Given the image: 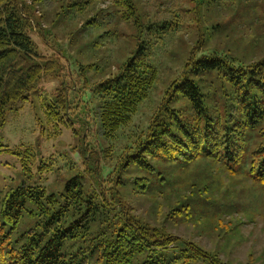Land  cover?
Returning a JSON list of instances; mask_svg holds the SVG:
<instances>
[{
    "label": "trees",
    "instance_id": "trees-1",
    "mask_svg": "<svg viewBox=\"0 0 264 264\" xmlns=\"http://www.w3.org/2000/svg\"><path fill=\"white\" fill-rule=\"evenodd\" d=\"M63 1L0 0V126L13 104L28 100L45 74L57 72L55 59L39 52L32 35H45L36 8L58 3L62 8ZM111 6L117 19L136 27L137 45L115 74L94 87L100 95L95 111L100 134L107 141L117 138L149 98L159 78L152 59L181 20L176 15V21L154 22L137 0H111ZM95 20L93 16L84 26ZM253 46L238 53H205L202 42L195 44L149 126L124 148L109 181L98 162L88 159L92 181L76 172L61 192L23 184L0 198V264H222L137 213L134 202L126 200L127 191L161 197L167 217H180L175 211L181 213L176 204L183 193L168 190L174 184L169 172L203 154L226 163L245 159L248 133L264 121V47L258 52ZM52 101L45 109L47 118L65 123L69 102L64 85ZM259 131L264 137V129ZM3 150L11 151L7 146ZM248 161L250 177L264 182V141L251 150ZM126 171L135 174L126 176ZM205 254L209 259H203Z\"/></svg>",
    "mask_w": 264,
    "mask_h": 264
},
{
    "label": "rangeland",
    "instance_id": "rangeland-1",
    "mask_svg": "<svg viewBox=\"0 0 264 264\" xmlns=\"http://www.w3.org/2000/svg\"><path fill=\"white\" fill-rule=\"evenodd\" d=\"M83 1L64 0L62 8L61 3L50 9L36 8L45 35L32 36L39 52L55 59L57 72L45 74L28 100L13 104L0 126V144L11 149H0V198L23 184L61 192L76 172L92 181L88 159L98 162L99 172L109 181L124 148L149 126L165 90L181 74L195 44L202 42L205 53L234 49L238 53L251 44L256 51L264 47V0H137L154 22L176 21V15L181 20L168 33L164 49L152 59L159 78L149 98L117 138L107 141L100 134L95 113L100 95L94 87L115 74L130 56L137 45V29L110 13L111 0ZM93 16L95 22L84 26ZM63 85L69 102L65 123L50 122L45 109ZM259 129H264V121L249 131L241 163L203 154L167 174L174 181L168 190L183 193L176 204L181 213L175 211L180 217H167L161 197H141L131 190L126 200L133 201L136 212L153 224L164 225L222 264H264V182L250 177L248 161L251 150L264 141ZM131 182L136 186V179ZM203 259H209L208 255Z\"/></svg>",
    "mask_w": 264,
    "mask_h": 264
},
{
    "label": "bare ground",
    "instance_id": "bare-ground-1",
    "mask_svg": "<svg viewBox=\"0 0 264 264\" xmlns=\"http://www.w3.org/2000/svg\"><path fill=\"white\" fill-rule=\"evenodd\" d=\"M148 14V13H147ZM157 15V14H156ZM154 16V15H153ZM180 19V18H179ZM182 22V21H181ZM180 24V23H179ZM170 49V48H169ZM172 51V50H171ZM168 53V52H167ZM163 57V56H162ZM130 58V57H129ZM134 128V127H133ZM191 240V239H190Z\"/></svg>",
    "mask_w": 264,
    "mask_h": 264
},
{
    "label": "built area",
    "instance_id": "built-area-1",
    "mask_svg": "<svg viewBox=\"0 0 264 264\" xmlns=\"http://www.w3.org/2000/svg\"><path fill=\"white\" fill-rule=\"evenodd\" d=\"M31 2V1H30Z\"/></svg>",
    "mask_w": 264,
    "mask_h": 264
}]
</instances>
